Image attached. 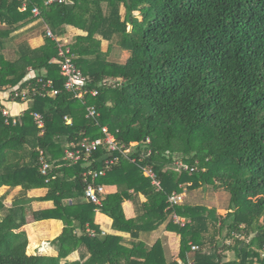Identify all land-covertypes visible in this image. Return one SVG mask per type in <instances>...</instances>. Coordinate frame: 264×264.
Returning <instances> with one entry per match:
<instances>
[{"label":"trees","instance_id":"obj_1","mask_svg":"<svg viewBox=\"0 0 264 264\" xmlns=\"http://www.w3.org/2000/svg\"><path fill=\"white\" fill-rule=\"evenodd\" d=\"M46 2L30 0L21 12L19 0H0V20L8 26L0 30V90H10L12 99L28 90L30 104L22 118L6 123L0 102V188H47L44 200L53 201L55 209L34 218L57 219L64 228L52 241L57 257L28 255L22 232L26 209H10L0 221V264H180L189 256L193 264H264V0ZM35 7L41 10L37 18L70 48L87 78L86 90L98 96L78 99L65 90L55 61L58 44L47 35L42 48L21 43L6 57L5 42L37 20ZM70 26L87 36L65 42ZM98 37L110 45L116 40L129 52L127 61H109ZM31 72L37 76L27 79ZM39 79L52 80L60 93L34 95L32 88L41 91ZM89 107L97 109L96 121L86 117ZM34 113L44 117L43 135ZM103 127L130 153L107 146L94 153L89 169L105 170L106 161L119 158L95 182L117 186L118 192L97 206L85 197L88 164H69L65 155L71 143L102 138ZM38 149L53 165L49 178L55 179L49 183L40 171ZM149 170L160 186L147 176ZM201 187L230 195L228 217L220 221L214 209L183 200L169 203L174 194L183 198ZM125 201L135 204V219L126 218ZM4 210L0 200V213ZM97 211L113 220L115 232L130 237L104 234L95 223ZM174 216L187 221L185 227ZM166 223L168 232L180 236L172 262L162 241L150 246L141 239ZM217 236L225 238L223 249ZM208 242L214 244L211 252L205 250ZM226 251L236 258L227 261L221 255ZM77 252L79 259L71 260Z\"/></svg>","mask_w":264,"mask_h":264},{"label":"crops","instance_id":"obj_2","mask_svg":"<svg viewBox=\"0 0 264 264\" xmlns=\"http://www.w3.org/2000/svg\"><path fill=\"white\" fill-rule=\"evenodd\" d=\"M46 28L49 27L44 24L42 19L39 18L33 22L24 24L18 31L13 33L8 41L5 42L6 52L15 50V46L21 43L27 44L32 49L43 46L46 43ZM6 29H8V26L3 24L0 20V30ZM67 29V33L63 38L67 43L72 42V40L77 36H87V33L80 29H76L71 26ZM13 56L14 55L8 57L6 53V57L8 59ZM35 76H37L36 73L31 72L27 79L33 78ZM0 102L4 108L10 111L12 118L16 120L22 118L30 107V104L28 103H19L14 101L11 98L10 90H0ZM26 161L28 162V159H26ZM53 164L55 165L54 162ZM105 190L106 194L104 196L112 195L118 192L117 186H105ZM47 193V188L33 187L29 190H24L23 186H17L15 188L2 186L0 188V200L3 201L5 210L0 213V221L7 216L10 209L21 206L24 207L27 213V225L22 228V232L27 236L28 239V254L31 255L32 253L34 256L57 257L58 249L52 244V241L61 235L64 228L63 222L57 219L36 221L34 218L35 213H41L55 209V203L53 201L44 200V197H46ZM140 198L142 202L146 201L144 196H141ZM123 208L127 219L130 220L137 217L136 206L132 201H125ZM95 223L100 227L104 234L123 235L124 237H130L128 234L115 232L113 230V220L99 211L96 212ZM165 235L170 237L172 235L180 237L179 235L169 232L165 233ZM163 245L166 253L168 250L167 244L164 243ZM170 248L172 250V245ZM229 254H235V252L226 251L221 255L225 256V258H228L227 255ZM79 257L80 254L77 252L76 254L72 255L70 259L78 260Z\"/></svg>","mask_w":264,"mask_h":264},{"label":"built area","instance_id":"obj_3","mask_svg":"<svg viewBox=\"0 0 264 264\" xmlns=\"http://www.w3.org/2000/svg\"><path fill=\"white\" fill-rule=\"evenodd\" d=\"M19 1L22 3L20 11L26 12L30 0ZM73 1L74 0H47L46 5H51L53 3L69 4L73 3ZM33 14L35 17H40L41 10L38 7H35L33 9ZM46 35L58 44L59 59H56L55 61L59 64L61 74L65 78V90L78 99H84L87 94H91L93 97L98 96V91L93 90L92 92H88L86 90L87 78L76 66L74 62V55L72 54L70 48L66 44L61 42L60 38L55 35L51 29L48 28L46 30ZM37 83L39 84V88L41 91L39 92L37 89L32 88L31 90L34 95L40 93L41 96L45 97L48 94L57 96L60 93L59 90L53 89L54 83L52 80L44 82V80L39 79ZM28 94V90L23 92H16L13 100L17 101L18 99H20L21 102L26 103ZM2 113L7 119L6 123H8V120L12 117L10 111L4 108L2 109ZM33 117L37 127L42 131L41 135H43L45 130V120L43 115L40 113H34ZM86 117L88 119L96 121L99 117V113L97 109H95V107H89L87 108ZM65 120L68 125L72 124L71 119L65 118ZM102 133V138H98L95 140L85 138L79 144L71 143L67 148L65 155V161L69 164L77 165L82 162L88 164V169L83 173V181L86 185L85 197L89 202L97 206L102 205L103 196L106 194V190L104 186L95 185V182L100 177H104L106 175V169L118 162L119 158L117 157L113 160L106 161L105 170L89 169L94 153H96L102 146H107L108 150L111 152H121L123 155H127L130 153L129 149L125 148L124 145H121L116 141L114 135L109 131L107 127L102 128ZM133 146H135V144H133ZM38 154L41 174L44 177H47L46 182L49 183L52 179H55V177L49 178L50 171L53 169V165L49 162V159L47 158L44 150L38 149ZM192 172H194V169H192ZM146 174L153 180L154 185L160 186V183L156 180V175L153 171L149 170L146 172ZM181 200L182 196L174 194L170 197L169 203L171 204V206H174L180 203ZM173 219L175 220V223L180 225L181 227H185V225L187 224V221L178 218L177 216H174ZM91 236L94 237L95 233L91 232ZM197 250L198 247H192V251L195 252ZM180 264H193V260L189 256L187 262H180Z\"/></svg>","mask_w":264,"mask_h":264},{"label":"rangeland","instance_id":"obj_4","mask_svg":"<svg viewBox=\"0 0 264 264\" xmlns=\"http://www.w3.org/2000/svg\"><path fill=\"white\" fill-rule=\"evenodd\" d=\"M69 4H72V3H69ZM121 14H122V17L124 19L125 9L123 7L121 8ZM136 17L141 19L139 13H136ZM128 31H132V26L128 27ZM98 38L100 40H102L101 37H98ZM115 41L112 43V45H110L108 41L102 40V44H101L102 51L104 53L109 52L108 53V60L109 61L115 62L118 64H124L127 61V59L129 58L130 54H129V52L123 50L120 46H118ZM70 44H71V42H70ZM43 46L36 48V49H33V50L40 49ZM6 53H7V56L9 57L11 55H14V50L7 51ZM182 200H183L182 204L191 203L193 205H203V206L208 207L209 209H214L217 213L218 218H220L219 219L220 221H221V218L228 217V214H229L228 213L229 212L228 207L230 205V195L223 190H215L213 187H201L197 190L185 193V196L182 198ZM166 226H167V223L161 227L160 231H158L154 234L142 235L141 239L145 243H148L149 245H152V246L159 240L162 241L163 244L166 243L167 247H168V250L166 251V257H167L168 262H172L180 252V237L175 236V235L174 236L172 235L171 237L166 236L165 233H168V231L166 230ZM211 233L214 234L213 228H211ZM226 234L227 233L225 231V235ZM242 239L243 238H241V240ZM216 241L219 242L220 249H223V247L226 243L225 238L223 239V237L217 236ZM231 242L233 243V241H231ZM171 245H172V250L170 248ZM213 246H214V244H211L210 242H208L207 245L205 246L206 252H211V249ZM220 251H222V250H220ZM28 255H30V254H28ZM31 255H32V253H31ZM235 256H236L235 254H229V255H227L228 258H226V260L227 261L228 260H234L236 258Z\"/></svg>","mask_w":264,"mask_h":264}]
</instances>
